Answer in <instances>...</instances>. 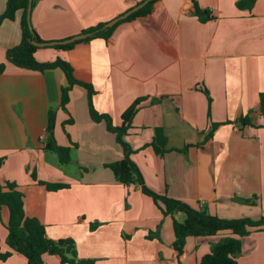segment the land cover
Returning a JSON list of instances; mask_svg holds the SVG:
<instances>
[{"label": "crops", "instance_id": "1", "mask_svg": "<svg viewBox=\"0 0 264 264\" xmlns=\"http://www.w3.org/2000/svg\"><path fill=\"white\" fill-rule=\"evenodd\" d=\"M139 1L35 0L30 21L42 41L64 40ZM194 1L209 10V19H198ZM6 2L0 0V15ZM236 2L157 0L151 13L120 22L107 38L78 39L69 49L39 47L35 59L68 62L76 79L92 85L94 109L114 126L143 98L124 140L147 187L221 218L256 220L264 213V0L249 10ZM21 15L18 10L0 22V180L16 183L26 216L37 218L48 238H71L79 258L178 264L173 218L139 184L120 183L105 166L125 153L106 123L92 120L86 89L72 85L63 108L61 90L68 82L62 69L40 71L7 60V50L21 42ZM49 110L56 143L70 147L69 161L73 151L79 157L76 171L68 172L45 149ZM246 114L251 124L242 125L238 119ZM212 122L220 125L209 135ZM156 127L166 137L163 155L150 144ZM39 180L65 186L49 190ZM1 218L8 220L7 208ZM229 235L187 237L181 264H199L212 244ZM6 236L0 224L2 250L8 249ZM241 240L238 264H264V231ZM44 262L61 264L49 254ZM0 264L26 259L13 253Z\"/></svg>", "mask_w": 264, "mask_h": 264}, {"label": "trees", "instance_id": "2", "mask_svg": "<svg viewBox=\"0 0 264 264\" xmlns=\"http://www.w3.org/2000/svg\"><path fill=\"white\" fill-rule=\"evenodd\" d=\"M141 1V0H140ZM139 1V2H140ZM157 0H151L142 8L128 15L126 18L119 20L114 25L108 28H103L104 23H99L83 30V33L90 32L84 39L88 40L92 37L101 36L109 37L117 24L122 21L134 19L139 16H145L151 13L154 3ZM256 0H237L236 6L239 9H251ZM28 0H7L4 12L0 15V22L3 19H13L15 12L22 11L20 19L21 42L6 52V58L12 64L35 70H45L59 67L63 70L67 86L62 87L61 90V107L65 108L69 100V90L74 84L84 87L87 91L89 113L92 120L96 122L104 121L109 131L116 136L117 142L122 146L125 153L121 160L113 161L105 164L108 167L117 181L124 185L139 184L143 192L149 195L153 201L160 207L163 215H170L173 218L172 228L174 233V240L172 248L176 262L181 264L184 255V248L186 239L189 236H212L220 232H229L231 235L224 236L216 243L211 245L210 251L205 253L199 264H238L236 260L237 254L241 252L242 240L241 238L250 234L253 230L264 231V214L259 219H251L248 217L242 218H221L210 214L205 209L195 208L181 200L173 199L165 194H160L147 187L144 183L143 176L140 169L130 157L131 148L124 140V135L132 126V119L138 110L139 104L143 98L137 99L133 102L122 114V122L118 126L112 124L111 118L107 114L98 113L92 104V95L94 90L92 85L74 77L73 69L70 64L60 58L52 62L39 63L35 59V52L39 48L32 44V40L42 41L33 28L31 21L30 26L26 19V9ZM35 0H32V5ZM195 14L199 20L204 21L211 17L209 10L201 9L196 1H194ZM75 40L66 44H56L52 47L57 49H69L76 42ZM4 64L0 65V72L3 70ZM208 96V91L203 89ZM208 101L210 98L208 96ZM260 110L264 117V99L262 98ZM208 109V116H209ZM55 113L53 110L48 112V124L46 127V144L45 149L57 153L61 163H67L70 160V147L60 146L56 143L53 135ZM238 121L243 124H251L249 115L240 116ZM220 125L212 122L209 135L213 130ZM166 137L161 127L155 128V134L150 143L158 155H163L165 152ZM2 160L0 159V166ZM33 179L36 175L32 172ZM43 184L49 190H56L65 186L60 183H45ZM0 211L3 207L8 209V220L5 224L7 229L6 245L8 249L2 250L0 246V261L8 259L13 253H18L25 257L26 264H45L44 255H56L60 259L61 264H94V260L79 258L75 249L74 241L71 238L51 239L46 236L45 226L35 217L26 216L24 212V194L21 192L16 183L11 181L0 180ZM249 201V200H245ZM179 212L183 213V220L174 218ZM92 225V227H94Z\"/></svg>", "mask_w": 264, "mask_h": 264}, {"label": "water", "instance_id": "3", "mask_svg": "<svg viewBox=\"0 0 264 264\" xmlns=\"http://www.w3.org/2000/svg\"><path fill=\"white\" fill-rule=\"evenodd\" d=\"M149 1H151V0H141L140 2H138L137 4H135L134 6H132L130 9L126 10L124 13H122V14L118 15L117 17H115V18L109 20L108 22H106L103 25V28L111 27L112 25H114L119 20L126 18L131 13H133L136 10L142 8ZM31 8H32V0H28V2H27V9H26V19H27V21L29 23V26H30V13H31ZM88 35H90V32L77 34V35H74V36H72L70 38H67V39H64V40H56V41H37V40H32L31 42H32V44H34V45H36L38 47H43V46H51V45H56V44H66V43H70V42H73L75 40L85 38ZM0 191H1V189H0Z\"/></svg>", "mask_w": 264, "mask_h": 264}, {"label": "rangeland", "instance_id": "4", "mask_svg": "<svg viewBox=\"0 0 264 264\" xmlns=\"http://www.w3.org/2000/svg\"><path fill=\"white\" fill-rule=\"evenodd\" d=\"M54 155H56L57 153H53ZM72 159H71V161H69V162H67V163H62V164H65V165H63V168H66V170H68V172H70V171H76L78 168H81L82 166H80L79 165V162H78V159H79V157L77 156V155H75L74 154V151H73V153H72ZM59 158V157H58ZM61 163V162H60ZM61 166V165H60ZM2 209H6V208H2ZM264 214V213H263ZM257 219H259V218H257ZM255 220V219H254ZM1 225H3V224H6V220L5 219H3V218H1ZM241 253V252H240ZM239 253V254H240ZM239 254H237V256L239 255Z\"/></svg>", "mask_w": 264, "mask_h": 264}, {"label": "built area", "instance_id": "5", "mask_svg": "<svg viewBox=\"0 0 264 264\" xmlns=\"http://www.w3.org/2000/svg\"><path fill=\"white\" fill-rule=\"evenodd\" d=\"M44 137H45V134L41 136L42 139H44Z\"/></svg>", "mask_w": 264, "mask_h": 264}]
</instances>
